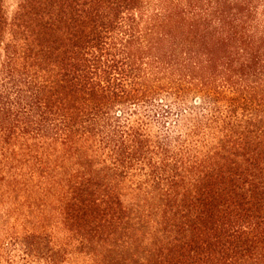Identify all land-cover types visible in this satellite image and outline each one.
<instances>
[{"label": "trees", "instance_id": "16d2710c", "mask_svg": "<svg viewBox=\"0 0 264 264\" xmlns=\"http://www.w3.org/2000/svg\"><path fill=\"white\" fill-rule=\"evenodd\" d=\"M0 264H264V0H0Z\"/></svg>", "mask_w": 264, "mask_h": 264}, {"label": "rangeland", "instance_id": "374dc122", "mask_svg": "<svg viewBox=\"0 0 264 264\" xmlns=\"http://www.w3.org/2000/svg\"><path fill=\"white\" fill-rule=\"evenodd\" d=\"M5 13L9 18H12L18 11L19 4L22 0H2Z\"/></svg>", "mask_w": 264, "mask_h": 264}]
</instances>
